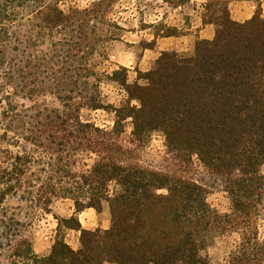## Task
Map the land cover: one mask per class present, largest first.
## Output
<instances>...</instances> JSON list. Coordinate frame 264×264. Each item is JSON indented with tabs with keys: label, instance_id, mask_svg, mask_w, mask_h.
<instances>
[{
	"label": "trees",
	"instance_id": "trees-1",
	"mask_svg": "<svg viewBox=\"0 0 264 264\" xmlns=\"http://www.w3.org/2000/svg\"><path fill=\"white\" fill-rule=\"evenodd\" d=\"M56 1L0 0V92L4 102L0 234L5 235L12 264H264L260 232L264 174L259 171L264 163L261 13L239 22L230 17L227 0L205 2L209 16L207 20L203 16L202 23L214 24L213 37L197 40L190 56L162 51L152 69L139 76L145 81L142 85L127 83L126 76L117 80L128 94V103L114 109L117 119L105 130L77 115L84 106L103 108L90 63L95 49L90 45L77 57L64 48L87 39L79 15L90 10L65 13ZM103 2L92 6L100 7ZM25 8H33L26 17ZM24 21L49 31L34 35L41 45L47 37L51 46L34 56L36 78L27 86L15 69L14 57L9 56L17 50L11 45L20 42ZM74 27L79 29L75 41ZM120 71L126 73L120 67L112 75ZM20 93L33 105L19 107L16 99ZM45 93L54 95L64 108L32 99ZM131 100L138 106L131 105ZM126 118L131 119L133 136L159 130L175 159L185 161L196 155L209 170L220 174L229 212L221 215L213 210L204 187L192 180L125 162V149L115 139ZM10 145L21 149L10 150ZM86 152L95 155L94 162L86 171L74 170L77 155ZM9 196H18L44 211L53 198L70 199L75 212L85 208L100 212L102 203H107L111 224L105 230H87L75 214L56 218L57 228L63 224L65 229L79 231L80 248L74 250L58 237L50 253L39 256L20 230L11 232L4 207ZM16 224L24 226L20 221ZM212 231L239 234L233 250L219 263L199 255Z\"/></svg>",
	"mask_w": 264,
	"mask_h": 264
},
{
	"label": "rangeland",
	"instance_id": "rangeland-1",
	"mask_svg": "<svg viewBox=\"0 0 264 264\" xmlns=\"http://www.w3.org/2000/svg\"><path fill=\"white\" fill-rule=\"evenodd\" d=\"M53 1L44 0L50 3ZM97 1L99 0H57L56 2L59 9L65 13L72 10H90L85 15H79V18L83 19L80 26L87 39L81 41L78 46L71 45L64 48L69 49L70 53H76L77 57L84 54L90 45L95 49L90 63L91 68L96 72L98 99L103 108L94 110L84 106L80 108L77 115L83 122H90L101 129L110 130L117 119L114 109L128 103V94L117 80L126 76V82L129 84L135 82L144 84V79H139V76L152 69L162 51L176 50L175 52L180 55L190 56L197 40L213 37L215 26L202 23L203 16L205 20L209 16V10L206 11L203 7L208 0H104L100 7H93L92 5ZM227 1L230 17L235 21H245L256 12H260L264 17V0ZM32 9L25 8L24 16L30 14ZM32 26L31 22L24 21V25L19 29L20 42L11 45H15L17 50L9 52V56L14 57L17 64L15 69L26 86L28 82L36 78L33 68L34 56L40 50L51 48L47 37L41 45L40 39L34 35L37 31L43 33L49 31L39 30ZM72 34L75 41L76 36H79V29L74 27ZM156 42L160 43L158 47L155 46ZM165 48L168 50H163ZM120 67L125 68L126 73L120 71L113 76L112 71L119 70ZM77 72L83 73V71ZM89 80L94 81L93 78ZM1 97L0 92V119L4 105V102L1 103ZM32 99L41 104L45 103L51 108L59 110L64 108L63 103L52 94L45 93L43 96H34ZM74 100H79L76 95ZM16 102L19 107L20 105H33V101L21 93ZM130 104L138 106L136 100H131ZM132 129L131 119L126 118L121 122V132L116 134L115 140L125 149V162L140 168L192 180L204 187L206 201L213 210L221 215L229 212L230 204L220 174L209 170L196 155L185 161L175 159L168 152L161 131L153 130L140 137H135ZM8 134L11 135V132ZM22 145H24L23 141L20 146ZM4 146L7 147L6 144ZM9 149L16 151L21 148L10 145ZM95 158L94 154L79 153L75 160L74 170H88ZM259 171L264 174V163L259 167ZM112 188L113 184L110 185V189ZM157 192L165 193V190ZM4 207L7 210L5 216L8 217L11 232L20 230L21 236L31 240L33 250H37L38 246L47 247L49 244L52 246L56 238L64 237L66 229L63 224L57 228L56 218H68L72 215L70 211L74 209L73 202L67 198H53L48 210L44 211L35 207L31 202L21 201L18 196H9ZM91 210L94 211L93 208ZM104 210L110 214L107 203H102L100 212ZM16 221L23 222L24 226H18ZM99 222L103 224V215ZM95 229H100V227H91L87 230ZM101 230L105 229L101 228ZM260 232L261 237H264V222L260 227ZM238 240L237 232L212 231L206 236L205 245L199 251V255L211 263L222 262L233 250ZM5 242V235L1 231L0 264H12L14 259L10 250L5 246Z\"/></svg>",
	"mask_w": 264,
	"mask_h": 264
},
{
	"label": "crops",
	"instance_id": "crops-1",
	"mask_svg": "<svg viewBox=\"0 0 264 264\" xmlns=\"http://www.w3.org/2000/svg\"><path fill=\"white\" fill-rule=\"evenodd\" d=\"M202 31V30H200ZM209 37H210V33H209ZM208 37V38H209ZM158 44H160L159 42L155 43V46L158 47ZM163 50H168V48H165ZM176 51V50H175ZM92 208H85L80 212H75L74 209H72L70 211V215L71 214H75L78 217V220L81 224V227L84 229H91L92 228H98L100 227V229H108L110 227L111 224V220H110V214H108L109 212L106 213V210H104L103 212H96L94 209V211L92 212L91 210ZM103 215V224L101 225L99 220L101 219V216ZM82 216V218H81ZM91 225V227H90ZM64 241L74 250L80 248V241H79V231L76 230H72V229H66V233L65 236L63 237ZM34 247V246H33ZM34 249V248H32ZM51 250V245L49 244L47 247L46 246H38L37 250H33L35 254L40 255V256H45L48 255L50 253ZM103 264H114V263H103Z\"/></svg>",
	"mask_w": 264,
	"mask_h": 264
}]
</instances>
